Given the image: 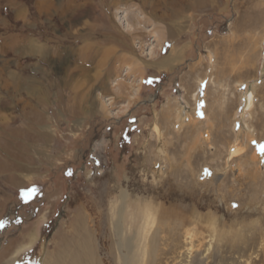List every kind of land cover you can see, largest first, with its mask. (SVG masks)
Wrapping results in <instances>:
<instances>
[{
    "label": "rangeland",
    "instance_id": "rangeland-1",
    "mask_svg": "<svg viewBox=\"0 0 264 264\" xmlns=\"http://www.w3.org/2000/svg\"><path fill=\"white\" fill-rule=\"evenodd\" d=\"M263 56L264 0H0V264H46L79 212L123 264L121 189L127 264H264V162L227 156L241 114L264 142Z\"/></svg>",
    "mask_w": 264,
    "mask_h": 264
},
{
    "label": "bare ground",
    "instance_id": "bare-ground-1",
    "mask_svg": "<svg viewBox=\"0 0 264 264\" xmlns=\"http://www.w3.org/2000/svg\"><path fill=\"white\" fill-rule=\"evenodd\" d=\"M208 59L212 67L213 64L215 63L214 62L215 58H213L212 54H209ZM235 87L237 89L241 87H246V84L243 85V83L239 82L235 84ZM242 92H243L242 95H243L244 107H245L244 109H247L248 106L250 105L249 102L251 101L249 100L247 101L248 96H247L246 91H242ZM222 99H221V108L222 110H224L223 106L225 105L224 102L226 100V96H223ZM194 102H195L194 107L191 110V112H187V111L184 112V109L181 103H178V102L175 105V108L172 110L174 112V122L173 123L177 131L181 129L183 124L186 123V125L188 124L189 127H191L193 123L196 121L197 118L195 117V114L197 113L198 109L203 107V105H202V100L199 99L198 97H194ZM242 119H243V114H241L239 118H235V120L239 122V128L236 131V136L234 137V140L229 144L230 146H228V152H227L228 159H231L237 156L238 158H240L242 157V155L246 156L245 149H247V146H250L249 144H251L254 146V148H253L252 156H250V159L252 160V162L258 165L257 171L261 173L260 163L264 162L263 154H262V146H264V142L255 141V133L253 129H251L250 127L249 128L246 127ZM152 131L154 132V134H156L155 136H157V139L160 142L162 140L161 139L162 133L157 124L153 125ZM206 138H207V132L206 131L201 132L200 129H197V134H196L194 143L200 142V141L206 142L207 140ZM157 152L159 156H161L164 151L162 148H158ZM6 154L9 155L8 153ZM206 171H207V175H210L211 178L214 179V181L217 179V173L215 172V170H212L211 168L210 169L206 168ZM160 172H161L160 166L157 169L155 168L153 170L154 176L160 177L161 176L159 175ZM118 199H119V202L117 204V213L115 217L116 219L113 221V226H114L113 228L115 232L114 239L116 243H118L116 246L117 248H119L118 251H119V255L121 256L123 260V264H127L126 263L127 254L125 253V248H127L130 245V240L133 238V236H129L128 233L126 236V233H125L126 230L124 229V225H123L125 221V213H126V205H127L126 204L127 191L125 189H121L119 191ZM191 215L193 216V214ZM84 218L85 216L82 215L81 212L75 215V221L78 223V230L75 231L74 233H71L69 236H65L64 234L61 235L60 241L58 243V247H62V249L59 248L53 255L51 253L50 257L48 256L49 258H47L46 264H100L97 259L96 244L94 240L92 239L91 235L86 230H83V228L81 229V227L83 226L82 223L84 222ZM175 220L179 221V219L177 218ZM197 235H200V232L199 230L195 228L186 230V236L190 243V249L193 246L192 241Z\"/></svg>",
    "mask_w": 264,
    "mask_h": 264
},
{
    "label": "snow or ice",
    "instance_id": "snow-or-ice-1",
    "mask_svg": "<svg viewBox=\"0 0 264 264\" xmlns=\"http://www.w3.org/2000/svg\"><path fill=\"white\" fill-rule=\"evenodd\" d=\"M148 83H151V80H149ZM262 154H264V146H262ZM25 195H27V193H25Z\"/></svg>",
    "mask_w": 264,
    "mask_h": 264
},
{
    "label": "crops",
    "instance_id": "crops-1",
    "mask_svg": "<svg viewBox=\"0 0 264 264\" xmlns=\"http://www.w3.org/2000/svg\"><path fill=\"white\" fill-rule=\"evenodd\" d=\"M19 168H21V167H19ZM22 169V168H21Z\"/></svg>",
    "mask_w": 264,
    "mask_h": 264
}]
</instances>
